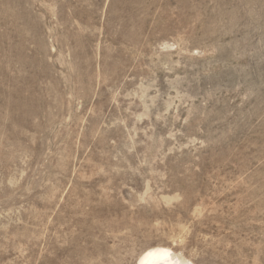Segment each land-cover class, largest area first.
<instances>
[{
	"label": "rangeland",
	"instance_id": "obj_1",
	"mask_svg": "<svg viewBox=\"0 0 264 264\" xmlns=\"http://www.w3.org/2000/svg\"><path fill=\"white\" fill-rule=\"evenodd\" d=\"M264 264V0H0V264Z\"/></svg>",
	"mask_w": 264,
	"mask_h": 264
},
{
	"label": "clouds",
	"instance_id": "obj_2",
	"mask_svg": "<svg viewBox=\"0 0 264 264\" xmlns=\"http://www.w3.org/2000/svg\"><path fill=\"white\" fill-rule=\"evenodd\" d=\"M139 264H182V260L173 257L166 249L147 251L139 260Z\"/></svg>",
	"mask_w": 264,
	"mask_h": 264
},
{
	"label": "bare ground",
	"instance_id": "obj_3",
	"mask_svg": "<svg viewBox=\"0 0 264 264\" xmlns=\"http://www.w3.org/2000/svg\"><path fill=\"white\" fill-rule=\"evenodd\" d=\"M155 249H166V250H168L169 251V249L168 248H166V247H161V246H153V247H149V248H147L145 251H143L140 255H139V257L137 258V261L135 262V264H139V260H140V258L147 252V251H149V250H155ZM170 252V251H169ZM171 253V252H170ZM172 254V253H171Z\"/></svg>",
	"mask_w": 264,
	"mask_h": 264
}]
</instances>
